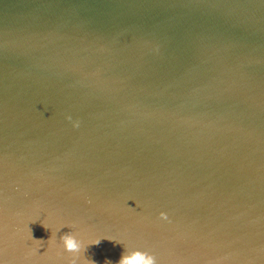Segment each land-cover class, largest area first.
<instances>
[{"label": "water", "instance_id": "obj_1", "mask_svg": "<svg viewBox=\"0 0 264 264\" xmlns=\"http://www.w3.org/2000/svg\"><path fill=\"white\" fill-rule=\"evenodd\" d=\"M64 235L264 264V0H0V264Z\"/></svg>", "mask_w": 264, "mask_h": 264}, {"label": "clouds", "instance_id": "obj_2", "mask_svg": "<svg viewBox=\"0 0 264 264\" xmlns=\"http://www.w3.org/2000/svg\"><path fill=\"white\" fill-rule=\"evenodd\" d=\"M69 119L71 118L69 117ZM159 216L161 219L164 220L168 219L167 214L164 212H161ZM43 227L45 229H48V227L44 224ZM29 236L34 242H36L37 245V248L32 249L30 252V255H34L39 250V247L43 245L44 241L33 239L30 230H29ZM60 239L63 240L64 242V247H63L64 251L71 254L70 264H77L78 261H80L81 264H96L95 261L86 260L84 257V252L87 246L89 245L92 244L99 245L100 243L99 239L95 241H89L87 242V244H85L82 241L78 242L74 240L70 235L61 236ZM55 242H56L55 233L52 232L51 238L48 240V243L51 246V245H55ZM45 254L47 253L45 252ZM105 264H112V262L106 260ZM117 264H157V260L156 257L148 251L133 249L130 255H122V258L117 262Z\"/></svg>", "mask_w": 264, "mask_h": 264}]
</instances>
